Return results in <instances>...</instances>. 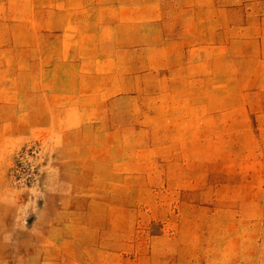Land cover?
<instances>
[{"label":"rangeland","instance_id":"rangeland-1","mask_svg":"<svg viewBox=\"0 0 264 264\" xmlns=\"http://www.w3.org/2000/svg\"><path fill=\"white\" fill-rule=\"evenodd\" d=\"M0 264H264V0H0Z\"/></svg>","mask_w":264,"mask_h":264}]
</instances>
